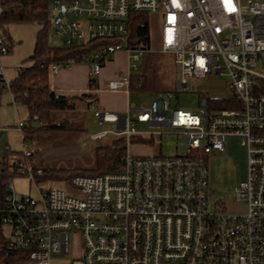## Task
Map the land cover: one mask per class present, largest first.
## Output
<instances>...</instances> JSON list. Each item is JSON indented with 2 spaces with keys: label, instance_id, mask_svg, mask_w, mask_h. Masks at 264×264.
I'll list each match as a JSON object with an SVG mask.
<instances>
[{
  "label": "built area",
  "instance_id": "1",
  "mask_svg": "<svg viewBox=\"0 0 264 264\" xmlns=\"http://www.w3.org/2000/svg\"><path fill=\"white\" fill-rule=\"evenodd\" d=\"M47 11L63 46L111 41L73 59L42 63L50 74L84 62L96 89L103 66L116 53L138 60L151 51L131 44V13L160 12L159 50L174 55L180 72L175 91L191 92L192 79L223 75L235 107L210 109L205 92L196 109L172 107L171 91L130 103L125 112L97 106L95 115L125 138L126 153L119 169L77 175L66 189L43 188L45 180L36 177L44 170L32 169L25 151L24 159L12 162L13 170L36 183L38 196H19L11 181L4 184L1 221L11 227L6 254L16 255L10 264H58L52 256L68 252L70 233H79L83 251L67 264H264V2L51 0ZM8 52L0 36V58ZM3 69L0 62L2 76ZM134 74L110 79L107 89L141 87ZM163 127L186 135L185 155L129 153L135 139L161 134ZM227 137H240L247 147V177L235 189L247 204L242 214L210 204L208 157L226 148Z\"/></svg>",
  "mask_w": 264,
  "mask_h": 264
},
{
  "label": "rangeland",
  "instance_id": "2",
  "mask_svg": "<svg viewBox=\"0 0 264 264\" xmlns=\"http://www.w3.org/2000/svg\"><path fill=\"white\" fill-rule=\"evenodd\" d=\"M261 1L264 2V0ZM39 27L37 22H11L7 24L5 29L11 37V51L2 54L0 60L14 52L19 56V64L15 65H30V56L34 50ZM161 27V13H152L150 15L151 51H146L138 60H130L131 72L141 75L150 71L152 61L156 60L159 63L160 73L157 90L130 89L132 91L131 100L136 102L151 101L155 97L166 95L168 91H171L173 94L170 98L172 107L193 109L199 106L200 91L205 92L209 97L230 96L231 92L226 86L225 77L215 73L206 78L192 79L194 89L191 92H176L175 85L180 72L175 63L174 55L159 50L161 48ZM54 28L53 24L50 23L48 28L49 42L54 47L62 46L61 41L55 35ZM116 55L117 53L114 56L115 59ZM115 63L127 67L126 58L120 61L115 60ZM2 65L4 67V64ZM134 65H137V69L134 68ZM97 106L102 108L99 103H95L83 109L76 107L72 111L56 110L53 112L52 121L61 126L38 131L28 136L26 141L23 140L20 131L12 126L8 127L9 131L5 132V136H0V163L5 158L11 163L24 159V152L29 151L32 153V156L28 158L32 169H58L61 172L58 176H37L36 181L45 180L42 185L43 188L66 189L67 183H71V174H85L96 166L97 147L110 143L119 136V130L115 124L102 122L95 115ZM20 115L23 120L28 118L26 107L21 108ZM138 128L144 129L142 125H139ZM104 130L108 132L107 136L100 140L92 138L94 133ZM160 131L163 133L152 134V141L146 143L133 141L128 145L129 153L150 152L153 154L160 153L164 156L185 155L187 153L188 146L185 134L172 133L168 127H163ZM227 141L228 145L223 151L213 152L208 157L210 204L213 206L215 203L218 208H223L230 214H242L246 212L247 204L244 200L236 197L235 189L247 177V147L240 137H227ZM9 181L13 183L19 196H38L36 183L27 175H16ZM3 231L5 237L9 238L11 227L4 224ZM82 251V240L79 233H70L68 252L54 254L52 256L53 263L67 264L74 257L81 255Z\"/></svg>",
  "mask_w": 264,
  "mask_h": 264
},
{
  "label": "trees",
  "instance_id": "3",
  "mask_svg": "<svg viewBox=\"0 0 264 264\" xmlns=\"http://www.w3.org/2000/svg\"><path fill=\"white\" fill-rule=\"evenodd\" d=\"M51 0H0V36L6 41L9 51L12 41L5 26L11 22H37L40 27L37 31L35 46L30 56L31 64L21 66L15 79L8 82L0 74V105L2 102V92L7 87L11 90L14 98L25 104L28 108V119L22 125L23 140L41 130H48L60 127L57 122L52 121L53 112L72 111L76 109L75 99L86 102L87 106L97 103L98 98L95 93H83L76 96L58 94L51 88L49 79V69L42 66L52 59H73L78 52L90 51L97 48L101 43L111 42L108 39L91 40L84 45L73 44L67 46H52L49 42L48 4ZM150 13L133 12L129 18L131 44L134 46L144 45L150 47ZM160 65L156 60L152 61L149 72L144 74H134L140 79L141 87L132 89H142L147 91L157 90ZM210 109L229 108L235 105L229 102L228 97H209ZM137 140V139H135ZM138 141V140H137ZM127 144L123 136H118L110 143L97 147L96 166L85 174L73 173L71 178L77 175L95 176L109 171L117 170L122 163V156L126 153ZM8 156V155H6ZM27 156H32V153ZM44 170V169H43ZM13 170V163L7 158L0 163V210L4 205L5 189L4 184L16 176ZM69 172V171H66ZM61 172L58 169H46L43 176H58ZM7 237L3 231L0 211V264H10L16 259L15 254H6Z\"/></svg>",
  "mask_w": 264,
  "mask_h": 264
},
{
  "label": "crops",
  "instance_id": "4",
  "mask_svg": "<svg viewBox=\"0 0 264 264\" xmlns=\"http://www.w3.org/2000/svg\"><path fill=\"white\" fill-rule=\"evenodd\" d=\"M123 58H126L127 60V67H125V65H116L115 60L120 61L121 59L123 60ZM0 62L4 64L3 76L6 82H10L15 79L18 75V69L21 67L19 65H15L19 62V56L13 52L2 58ZM89 71V66L84 62L74 63V65H72L70 68L63 67L57 73L49 75L51 88L54 89L58 94H64L68 96H76L83 93H95L97 94L98 98L97 103H99L102 108L116 112H125L130 103H136V101L131 100V90L127 91L122 89L112 91L107 89V83L110 79L116 78V76L121 74L131 72L130 59L126 51L118 52L116 59L114 58L112 62H109L103 66L101 74L99 75L96 82V89H93L91 86ZM75 102L77 107L80 109H83L87 106L86 102L82 100L75 99ZM22 107L27 108L25 104L17 101L14 98L11 90L8 87L4 89L2 92V102L0 105L1 137H4L5 132L9 131L7 128L12 126L21 132L23 138L22 125L28 118L26 120L22 119L20 115ZM139 125L144 127V129H142L143 131L146 129L144 124ZM137 140L138 141L136 142L146 143L147 141H152V135L148 136L145 134L143 137H138ZM30 153L31 152L28 151V154ZM134 155L155 154L148 152Z\"/></svg>",
  "mask_w": 264,
  "mask_h": 264
},
{
  "label": "water",
  "instance_id": "5",
  "mask_svg": "<svg viewBox=\"0 0 264 264\" xmlns=\"http://www.w3.org/2000/svg\"><path fill=\"white\" fill-rule=\"evenodd\" d=\"M62 14H63V10L60 11L59 15L56 17V22L60 20V18L62 17Z\"/></svg>",
  "mask_w": 264,
  "mask_h": 264
}]
</instances>
